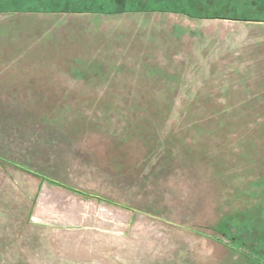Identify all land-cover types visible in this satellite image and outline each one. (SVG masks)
Instances as JSON below:
<instances>
[{
  "label": "rangeland",
  "instance_id": "rangeland-1",
  "mask_svg": "<svg viewBox=\"0 0 264 264\" xmlns=\"http://www.w3.org/2000/svg\"><path fill=\"white\" fill-rule=\"evenodd\" d=\"M0 12L75 69L0 108V264H264V0Z\"/></svg>",
  "mask_w": 264,
  "mask_h": 264
},
{
  "label": "crops",
  "instance_id": "crops-1",
  "mask_svg": "<svg viewBox=\"0 0 264 264\" xmlns=\"http://www.w3.org/2000/svg\"><path fill=\"white\" fill-rule=\"evenodd\" d=\"M3 14H5V12H0V18ZM10 26V24L3 23V21L0 20V108L10 107L3 104L5 96L8 94H30L39 91H47L41 87L52 85V77H57L60 73V76L64 75L67 78L68 71L75 70L64 65L63 68H60L61 66L58 68L60 71L63 70V73L59 72L58 74H52L51 61L54 58L46 54H44V56L43 54H37L35 48H26V46L29 45L28 42L24 40L21 41L20 37L8 36L7 29ZM59 59H62V56ZM72 60L76 63H78V61H84L79 57L72 58ZM97 63L102 62L100 61ZM91 69L94 68L90 67L88 70ZM97 72L95 74L96 77H105L108 75L107 71L104 69L101 71L103 73ZM82 75L84 76L85 74Z\"/></svg>",
  "mask_w": 264,
  "mask_h": 264
},
{
  "label": "trees",
  "instance_id": "trees-1",
  "mask_svg": "<svg viewBox=\"0 0 264 264\" xmlns=\"http://www.w3.org/2000/svg\"><path fill=\"white\" fill-rule=\"evenodd\" d=\"M57 185L61 186L62 188L68 189L66 185H62V184H57Z\"/></svg>",
  "mask_w": 264,
  "mask_h": 264
}]
</instances>
